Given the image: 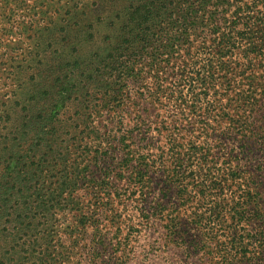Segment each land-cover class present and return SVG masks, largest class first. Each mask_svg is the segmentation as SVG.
<instances>
[{
	"label": "trees",
	"instance_id": "obj_1",
	"mask_svg": "<svg viewBox=\"0 0 264 264\" xmlns=\"http://www.w3.org/2000/svg\"><path fill=\"white\" fill-rule=\"evenodd\" d=\"M114 1L94 0V8H86L85 21L96 16L111 32L98 41L100 52L75 64L49 53L56 44L58 51L68 47L60 42L74 29L63 37L46 22L24 27L43 47L34 77L50 89L35 91L19 108L20 127L28 132L18 145L32 147L34 137L56 143V132L48 131L67 126L58 117L71 100L78 67L85 65L81 89H103L105 108L115 79H126L143 59L144 108L159 110L156 119H143V181L148 185L154 173L170 204L158 211L165 240L192 264H264V0H121L117 15H107ZM19 3L25 5L0 0V12L12 13ZM39 6L36 16L50 5L42 0ZM52 9L57 14L60 7ZM122 15L117 25L112 19ZM21 27L5 32L17 39ZM89 38L93 32L81 39ZM53 111L57 118L48 125ZM13 160L11 153L9 165ZM12 172V180L0 185V201L28 174Z\"/></svg>",
	"mask_w": 264,
	"mask_h": 264
},
{
	"label": "rangeland",
	"instance_id": "obj_2",
	"mask_svg": "<svg viewBox=\"0 0 264 264\" xmlns=\"http://www.w3.org/2000/svg\"><path fill=\"white\" fill-rule=\"evenodd\" d=\"M23 2L14 5L12 13L0 12V185L12 180L13 167L28 173L20 186L1 193L0 264H192L165 240L158 211L170 204L161 198L160 179L153 173L148 185L143 181V119L154 120L159 112L144 108L143 59L126 79H115L105 108L103 89L94 91L90 85L81 89L86 79L82 76V84L78 79L85 65H77L71 100L58 117L67 126L48 131L56 132V143L49 146L34 137L32 147L18 145L28 132L20 127L24 116L20 118L19 108L35 91L50 89L34 77L33 67L44 58L43 47L24 27L35 20L46 22L63 37L69 27L74 29L73 37L60 42L68 47L59 52L56 44L49 49L55 59L74 64L100 52L98 41L111 32L93 20L96 16L85 21L90 14L86 8H94V0H45L50 5L44 7L48 16H36L42 0ZM113 3L107 15L119 12L121 0ZM56 7L58 15L52 9ZM112 20L119 25L124 17ZM17 25L24 35L8 37L5 30H18ZM92 32L93 38L81 39ZM51 91L48 102L54 99ZM49 116L51 125L56 111ZM13 143L16 147H11ZM11 153L15 160L9 165Z\"/></svg>",
	"mask_w": 264,
	"mask_h": 264
}]
</instances>
